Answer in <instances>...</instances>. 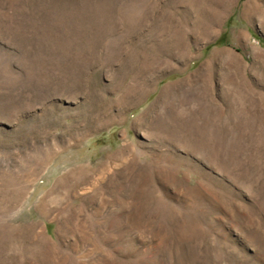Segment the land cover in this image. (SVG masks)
<instances>
[{
	"label": "rangeland",
	"instance_id": "rangeland-1",
	"mask_svg": "<svg viewBox=\"0 0 264 264\" xmlns=\"http://www.w3.org/2000/svg\"><path fill=\"white\" fill-rule=\"evenodd\" d=\"M0 264H264V0H0Z\"/></svg>",
	"mask_w": 264,
	"mask_h": 264
},
{
	"label": "bare ground",
	"instance_id": "bare-ground-1",
	"mask_svg": "<svg viewBox=\"0 0 264 264\" xmlns=\"http://www.w3.org/2000/svg\"><path fill=\"white\" fill-rule=\"evenodd\" d=\"M102 172V171H101Z\"/></svg>",
	"mask_w": 264,
	"mask_h": 264
}]
</instances>
